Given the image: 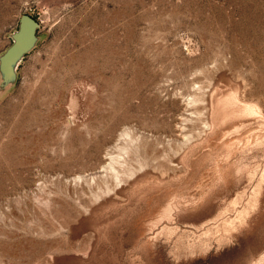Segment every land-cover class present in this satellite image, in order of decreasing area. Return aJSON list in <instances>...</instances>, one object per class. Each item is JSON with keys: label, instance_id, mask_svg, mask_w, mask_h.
Wrapping results in <instances>:
<instances>
[{"label": "rangeland", "instance_id": "1", "mask_svg": "<svg viewBox=\"0 0 264 264\" xmlns=\"http://www.w3.org/2000/svg\"><path fill=\"white\" fill-rule=\"evenodd\" d=\"M0 264H264V0H0Z\"/></svg>", "mask_w": 264, "mask_h": 264}, {"label": "water", "instance_id": "2", "mask_svg": "<svg viewBox=\"0 0 264 264\" xmlns=\"http://www.w3.org/2000/svg\"><path fill=\"white\" fill-rule=\"evenodd\" d=\"M39 23L35 17L23 13L19 20V28L13 34V42L0 57L1 67L5 72L12 70L17 60L33 46Z\"/></svg>", "mask_w": 264, "mask_h": 264}]
</instances>
